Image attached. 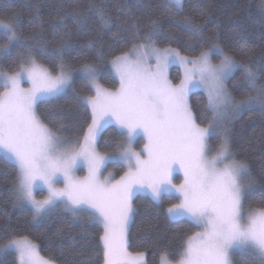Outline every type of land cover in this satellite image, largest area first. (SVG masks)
Here are the masks:
<instances>
[{
	"label": "snow or ice",
	"instance_id": "6c2138e0",
	"mask_svg": "<svg viewBox=\"0 0 264 264\" xmlns=\"http://www.w3.org/2000/svg\"><path fill=\"white\" fill-rule=\"evenodd\" d=\"M169 4L183 8L182 0H169ZM261 5L264 8V0ZM11 7L7 0H0V14ZM89 14L98 16L104 26L113 23L105 8L91 0L85 11L65 12L49 25L51 46L42 31L29 37L18 31L19 13L6 18L0 15V35L6 40L0 45V60L12 57L8 66L14 69L0 70V87L4 89L0 91V152L15 166L11 185L14 206L28 208L35 226L49 220L57 208L70 212L74 219L84 213L90 222L103 227L99 237L103 264H146L145 253L128 251L129 227L136 211L132 201L138 193H146L159 206L169 194L178 202L164 208V215L172 221L186 219L202 229L181 245L177 264H234L235 250L264 262V207H245L255 180L249 165L235 159L225 128L230 114L254 103L264 104V85H257L256 72L211 40L207 41L211 46L196 56H183L171 46L156 47L162 24L155 19L149 20L143 31L135 21L117 24L118 29L134 31L130 36L113 33L117 44L131 41V46L111 59L105 60L94 41L86 45L89 53L77 51L70 42L74 33L66 21L70 18L74 27L83 29ZM39 19V8L34 7L29 22L36 25ZM173 22L195 41L202 39V26L191 17ZM185 46L191 49L194 44ZM17 48L21 50L13 55ZM93 48L95 53L89 59ZM249 49L245 41L239 53ZM38 56L46 58L52 68L40 63ZM212 56L219 57V63H213ZM69 57L79 61V67L73 68ZM97 60L118 78L116 90L98 83L101 68ZM170 64L184 67L179 83L168 79ZM237 69H243L242 80L255 96L248 94L237 101L226 88L225 79ZM74 73L95 94L74 95L75 102L90 111L91 122L73 142L58 134L62 126L54 131L43 123L37 108L72 89ZM24 82L30 86L24 88ZM239 84L237 81L236 86ZM196 89L205 91L206 107L211 112V118H204V126L198 123L200 118L190 101ZM49 117L63 119L58 111H51ZM107 126L115 127L122 139L113 142L112 152L100 154L96 145ZM138 136L146 141L140 151L133 147ZM213 138L218 139L215 146L210 143ZM108 162H119L127 171L118 180L112 172L104 176ZM84 168L87 175L77 178L75 172ZM177 171L183 174L180 184L173 183ZM60 183L63 187H56ZM37 189L46 190L47 195L36 199ZM8 251H15L17 264H55V257L42 256L39 246L27 236L10 239L0 247V253ZM160 264H171L167 253L160 256Z\"/></svg>",
	"mask_w": 264,
	"mask_h": 264
},
{
	"label": "trees",
	"instance_id": "16d2710c",
	"mask_svg": "<svg viewBox=\"0 0 264 264\" xmlns=\"http://www.w3.org/2000/svg\"><path fill=\"white\" fill-rule=\"evenodd\" d=\"M12 7L6 13L0 14L4 18L11 13L20 14V27L18 31L29 37L34 31H42L43 38L52 45V29L50 24L59 15L72 10L85 11L91 0H7ZM112 17L113 23L104 26L100 18L89 14L87 27L79 29L73 26L69 18L66 23L72 29L73 43L77 51L89 53L86 47L88 41L95 42V48L104 52L105 60L113 55H119L131 46V41L117 44L113 33L118 31L123 36H130L134 29L117 28V24L138 22L139 28L146 30L149 20H159L162 32L155 38V46L165 48L171 46L187 56H196L202 48L211 45V40L224 47L226 52L234 53L237 60H242L257 74V85H264V8L261 0H183V8L179 10L169 0H96ZM63 5L59 8V5ZM122 5V6H121ZM195 5V6H194ZM167 6V7H166ZM34 7L39 8V17L36 25L30 24ZM170 9V10H169ZM191 17L202 26V39H195L183 28L178 27L173 21L182 22L183 18ZM250 49L243 55L239 53L240 45L244 42ZM6 40L0 35V45ZM193 43V48L185 45ZM112 45V47H109ZM91 50L89 59L95 53ZM14 50L13 55L16 51ZM73 56L75 53L72 54ZM12 57L0 60V69L11 72L14 69L8 66ZM40 63L52 68L51 63L44 57H37ZM73 68L79 66V61L68 58ZM216 59V58H215ZM96 63L101 68L99 82L106 88L115 89L119 86L117 78L113 77L110 69L103 61ZM243 69H237L227 80L226 86L233 97L239 101L248 94L253 96L256 92L249 88L242 80ZM170 77L174 82L181 79L178 66H172ZM72 89L62 93L47 103H41L37 108V115L41 121L58 131V134L69 141L82 136V130L90 123V111L74 100L75 94L94 95L85 82L76 75ZM240 81L239 86H236ZM4 89L0 87V91ZM193 111L199 117L198 123L204 126L205 117L211 118L207 110V96L203 91H195L190 96ZM58 111L62 113L61 121L51 120L49 113ZM227 135L231 141V150L235 159L246 162L255 180L253 190L245 200V207H264L261 203L264 197V104L254 103L235 115L226 125ZM122 137L117 134L115 127L108 126L101 133L97 149L103 153L114 150V141ZM140 141L137 142L138 147ZM218 139L213 138L211 144L215 146ZM106 170L115 171V177L123 175L126 167L119 162H110ZM15 166L0 155V247L10 239L27 236L39 246L40 254L44 257H55V264H103V247L99 237L103 233L102 225L90 222L87 215L81 213L74 219L70 212L60 208L54 210L49 220L40 226L32 223L31 211L28 208L14 206L15 194L11 189L15 178ZM170 195L163 196V203L157 206L148 195L138 193L134 198L136 209L129 227V249L132 253L143 252L146 254V264H160V256L168 254L171 262H177L182 251L181 245L199 230L192 226L186 219L172 221L164 215L163 209L176 202ZM234 264H264L259 259H253L239 250L233 253ZM0 264H17V255L14 251L0 253Z\"/></svg>",
	"mask_w": 264,
	"mask_h": 264
},
{
	"label": "rangeland",
	"instance_id": "374dc122",
	"mask_svg": "<svg viewBox=\"0 0 264 264\" xmlns=\"http://www.w3.org/2000/svg\"><path fill=\"white\" fill-rule=\"evenodd\" d=\"M182 2H183V0H182ZM180 54L181 55H183V56H187V55H184V54H182L181 52H180ZM216 58V59H215ZM211 60H212V62L213 63H219V60H220V58L219 57H217V56H212L211 57ZM151 63L154 65L155 64V60H152L151 61ZM172 66H178L179 68H180V71H181V79H183V76H184V67L183 66H181V65H179V64H170L169 66H168V68H167V76H168V79L172 82V83H174V84H176V83H179V81L178 82H174L172 79H171V77H170V70H171V67ZM79 67V66H78ZM75 68H77V67H75ZM1 70V69H0ZM4 71V70H3ZM7 72V71H6ZM77 74H75L74 73V77L76 76ZM230 77V76H229ZM229 77L227 78V79H225V81H224V83H225V86H226V82H227V80L229 79ZM118 79V78H117ZM180 79V80H181ZM119 81V80H118ZM98 83H100L99 82V80H98ZM101 84V83H100ZM102 85V84H101ZM22 86L24 87V88H28L30 85L27 83V82H24V83H22ZM103 86V85H102ZM104 88H106L105 86H103ZM119 87V86H118ZM117 87V88H118ZM117 88H115V89H110V88H106V89H109V90H116ZM226 88H227V86H226ZM195 91H203L204 93H205V91L203 90V89H196V90H194V92ZM95 94V93H94ZM206 94V93H205ZM244 109H246V108H244ZM243 109V110H244ZM243 110H241V111H243ZM241 111H239V112H236V113H233V114H230L229 115V117H228V119H227V121H226V123H225V128H226V125H227V123L235 116V115H238ZM108 127V126H107ZM100 138V137H99ZM99 138H98V140H99ZM138 141H140V143H139V145H138V147L136 146V144H137V142ZM146 141L144 140V139H142L140 136H138V137H136V139H135V141H134V144H133V147H134V149L136 150V151H140L141 149H142V147H143V144L145 143ZM97 143H98V141H97ZM210 143H211V140H210ZM97 146V145H96ZM97 151L100 153V154H105V153H103V152H100L98 149H97ZM215 153L213 152V153H210V155H214ZM0 155L1 156H3L4 157V153L3 152H0ZM110 162H108L107 163V165L109 164ZM106 169H107V166H106ZM105 169V171H104V173H103V175L104 176H106V175H108V173L109 172H112V173H114V176H116L115 174V171H113V170H106ZM126 171H127V168H126ZM87 175V169L86 168H84L83 170H77L76 172H75V176L77 177V178H83L84 176H86ZM120 177V176H119ZM119 177H115V179L116 180H118L119 179ZM101 178H103V177H101ZM182 180H183V174H182V172H180V171H177V172H175L174 174H173V183H175V184H180L181 182H182ZM56 187H58V188H62L63 187V184L62 183H60V184H57L56 185ZM35 196H36V199H43L46 195H47V191L46 190H43V191H41V190H39V189H37V190H35ZM142 194H144V195H148V196H150L149 194H146V193H142ZM167 195H169V194H167ZM151 197V196H150ZM135 198V197H134ZM134 198H133V201H132V203H133V206H134ZM178 201H176V202H174V203H177ZM198 231H202V229H200L199 228V230ZM197 231V232H198ZM129 240V239H128ZM128 251L130 252V253H132L131 251H130V249H129V247H128ZM235 251H237V250H235ZM234 251V252H235ZM15 252V251H14ZM233 252V253H234ZM133 255H135L136 253H132ZM17 255V254H16ZM169 259V258H168ZM171 264H177V262H171Z\"/></svg>",
	"mask_w": 264,
	"mask_h": 264
}]
</instances>
